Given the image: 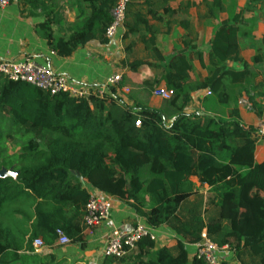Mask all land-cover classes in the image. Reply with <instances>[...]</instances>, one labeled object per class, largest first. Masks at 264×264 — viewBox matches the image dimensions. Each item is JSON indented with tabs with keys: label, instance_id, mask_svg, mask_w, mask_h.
<instances>
[{
	"label": "trees",
	"instance_id": "obj_1",
	"mask_svg": "<svg viewBox=\"0 0 264 264\" xmlns=\"http://www.w3.org/2000/svg\"><path fill=\"white\" fill-rule=\"evenodd\" d=\"M59 1H24L32 18L43 19L37 28L52 53L66 58L90 41L109 42L106 31L118 0H74L76 23L67 36L55 38L52 27ZM174 1L127 0L122 25L121 40L128 41L122 66L131 72L144 66L160 70L159 79L143 80L141 88L149 93L164 83L171 98L161 109L134 101L127 105L129 95L120 92L121 82L102 96L78 99L63 93L51 96L0 74V122L12 128L6 144L0 143V218L6 206L21 200L33 209L29 215L20 214L26 224L32 220L28 233L16 235L0 222V264H60L53 253L41 256L32 248L36 239L45 249L54 248L57 231L84 250L91 231L83 223L91 195L85 186L122 201L150 229L165 226L175 235L172 248H156L146 236L133 251L121 258L105 257L102 264H206L196 256L190 259L185 247L198 245L202 233L231 253L234 264H264V159L255 162L257 128L244 126L238 109L231 106L236 98L230 91L238 88V97L250 77L238 43L243 13L253 4L264 5V0H249L244 9L229 13L214 27L207 74L195 82L190 80L186 55L195 49L190 22H178L187 33L184 46L168 61L156 45L160 29L150 23H164L169 31L173 17L187 14L190 6L182 2L173 9ZM202 5L207 19L217 20L226 12L222 0H203ZM132 37L150 61L128 60L135 45ZM196 56L201 61V53ZM262 58L258 50L252 63ZM228 63L239 64L241 70ZM196 92L206 94L202 110L188 114L185 110ZM247 97L251 110L264 121V106L248 92ZM12 134L24 142L14 144ZM5 170L16 176L3 177ZM190 178L197 179L199 190L207 189L205 196Z\"/></svg>",
	"mask_w": 264,
	"mask_h": 264
},
{
	"label": "crops",
	"instance_id": "obj_2",
	"mask_svg": "<svg viewBox=\"0 0 264 264\" xmlns=\"http://www.w3.org/2000/svg\"><path fill=\"white\" fill-rule=\"evenodd\" d=\"M24 1L13 0L10 5L0 8V60L29 57L38 64L50 68L54 73L65 76L69 81L85 86L99 85L112 75L120 74L122 77L121 83H123V88L120 89V92L127 89L131 93V96L126 99L127 105L131 106L134 101L146 103L153 109H159L162 106V99L151 95V92L146 93L141 88L143 80L159 79L160 70L155 67L144 66L137 72H131L122 66V61L125 59L124 46L128 44L127 40H121L124 32L123 28L119 29L114 38L109 40L107 44L102 45L97 41H90L85 46L77 48L71 56L61 58L52 53L48 43L37 28L43 19L39 16L32 18ZM135 1L143 3L144 0ZM202 1L175 0L171 2L170 6L173 9H177L182 2H188L190 6L187 14H177L173 17L174 24L171 25L169 31H166L164 23L156 25L155 22H150L160 29L157 34L156 45L165 61H168L174 53L183 49V37L187 33L178 25V22L182 20L190 22V44L195 46V49H188L186 52L191 65V72L189 73L191 82L202 79L207 74L205 68L207 66L209 43L214 27L220 21L226 20L229 13L233 11L239 12L249 5V0H222L226 12L218 14L217 20H211L205 18V8L202 5ZM207 1L210 2L211 0ZM57 3L59 6L56 16L57 23L52 27V32L55 38H60L67 36L71 32L76 23L78 7L74 0H60ZM260 8L263 7L259 6V8H253L243 13L245 24L240 29L238 40L240 56L250 68V77L243 85L244 90L240 92L238 97L239 89H230L233 97L236 98V103H232L231 106H236L245 127L252 126L254 128H257L262 120L257 118L252 110H246L239 106L238 102L242 100L248 103V92L257 104L264 106V98L258 96V94L264 95V47L262 46V38L264 37V10L260 11ZM36 13L38 14L39 11H36ZM132 40L135 42V45H133L130 51L128 60L147 59L150 61L143 47L136 42V37H132ZM258 50H261L262 62L253 64L252 59ZM197 52L201 53V61L196 56ZM227 66L237 71L241 70L239 64L228 63ZM156 88L165 89V85L161 81ZM205 95V92L193 93L192 101L185 110L186 113L191 114L202 110L201 101ZM263 159L264 139L261 138L256 144L254 160L256 163H261ZM190 181L200 186L196 178H190ZM85 188L90 194L110 199L112 209L109 219L99 227L92 228L89 231L86 235V247L84 250H80L77 245L70 244L65 246V253L61 256L56 255V246L51 250L46 249L47 253L45 255L53 253L58 262L64 259L65 264H102L105 258L103 249L113 229H130L137 224L147 226L145 220L137 217L133 210L122 201L98 193L88 186H85ZM200 193L205 196L207 189L204 188L203 192ZM31 211L33 209L29 210L30 213ZM31 223L32 220L26 225V233L30 231ZM151 232L156 238V248L162 246L172 248L174 246L175 235L167 227L162 226L155 230L151 229ZM185 247L189 258L192 259L197 246L185 244ZM218 258L221 260L220 262L235 263L232 254L226 249L218 252ZM72 261L74 263H71Z\"/></svg>",
	"mask_w": 264,
	"mask_h": 264
},
{
	"label": "built area",
	"instance_id": "obj_3",
	"mask_svg": "<svg viewBox=\"0 0 264 264\" xmlns=\"http://www.w3.org/2000/svg\"><path fill=\"white\" fill-rule=\"evenodd\" d=\"M13 0H0V8L9 5ZM127 0H118L111 11V25L106 31V37L112 40L117 31L122 27L124 20V10ZM0 74L12 82H21L31 85L37 89L45 91L51 96L57 94H67L69 97L83 99L90 94L104 95L108 88H116L120 84L122 77L120 74L112 75L103 83L96 86H85L69 81L65 76L54 73L50 68L40 65L29 57L19 59L0 60ZM124 91V90H123ZM152 95L162 100H169L171 92L166 89L156 88ZM238 105L251 110L249 103L242 100ZM264 137V121L257 127V142ZM112 203L108 197L91 194L86 206L83 223L89 229L99 227L105 223L110 216ZM57 242L59 246L71 244L70 240L61 232L57 231ZM149 236L154 242L155 236L148 226L137 224L130 229H113L106 240L103 249V255L107 258H121L128 252L133 251L136 244L142 237ZM194 256L203 260L206 264H220L218 252L222 249L216 247L206 239L205 233L201 235V242L196 245ZM41 239L32 242V248L35 252L44 248ZM225 249V248H224Z\"/></svg>",
	"mask_w": 264,
	"mask_h": 264
},
{
	"label": "rangeland",
	"instance_id": "obj_4",
	"mask_svg": "<svg viewBox=\"0 0 264 264\" xmlns=\"http://www.w3.org/2000/svg\"><path fill=\"white\" fill-rule=\"evenodd\" d=\"M11 3V2H10ZM9 3V5H10ZM259 6H262L263 8H260L259 10L262 11L264 10V5H261V4H253L250 6V9H255V8H259ZM10 59V58H8ZM124 93V95H129L131 96V93L129 91H127V89H124V91L122 92ZM151 95H152V92H151ZM164 105V100L162 102V106L159 108L161 109ZM258 127V126H257ZM12 128L8 127V126H5L3 123L1 124L0 122V143H1V147L6 144V138L9 134H7L9 131H11ZM12 137L15 138V143L16 145L20 144L21 142H24L20 139H18V136L15 135V134H12L11 135ZM10 146V144H9ZM8 146V147H9ZM11 153L12 151L9 149L8 150V153ZM7 171H10V170H7ZM193 186L196 190H199V187L197 184L193 183ZM200 192H203V190H199ZM31 207V206H30ZM28 204H26L25 201H22L21 202H17V203H13L12 205H8L4 208V211H3V214H1V218H0V222H2L3 226H8L11 228V230L14 231V233L16 235H19L21 233H24L25 230H26V222H25V217L24 216H21L20 214L23 212L25 213L26 215H29V210L31 209ZM246 214V210L243 209L242 212H241V219H240V222H242V219L243 217L245 216ZM154 235V234H153ZM28 237V235L24 237V239L26 240ZM156 240V238H155ZM70 245V244H69ZM56 246V255H63L65 252H64V249H65V246H59V245H55ZM68 246V245H67ZM37 253L38 255H41V256H44L47 251L44 248L40 249L39 251L35 252ZM63 258V257H62ZM48 260V259H46ZM63 261L60 262V264H65L64 262V259H62ZM220 260V259H219ZM221 261V260H220ZM71 263H74L73 261Z\"/></svg>",
	"mask_w": 264,
	"mask_h": 264
},
{
	"label": "water",
	"instance_id": "obj_5",
	"mask_svg": "<svg viewBox=\"0 0 264 264\" xmlns=\"http://www.w3.org/2000/svg\"><path fill=\"white\" fill-rule=\"evenodd\" d=\"M2 176L3 177H11V178H14L16 176V173H12L11 171H3L2 172Z\"/></svg>",
	"mask_w": 264,
	"mask_h": 264
}]
</instances>
